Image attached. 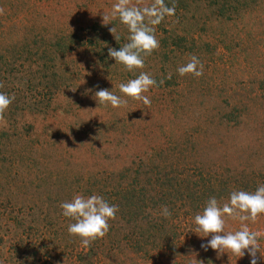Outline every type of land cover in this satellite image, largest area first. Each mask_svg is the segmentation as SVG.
I'll return each instance as SVG.
<instances>
[{"label":"rangeland","instance_id":"obj_1","mask_svg":"<svg viewBox=\"0 0 264 264\" xmlns=\"http://www.w3.org/2000/svg\"><path fill=\"white\" fill-rule=\"evenodd\" d=\"M116 2L0 0V55L13 47L20 54L24 42L37 54L28 61L50 72L54 57L66 75L46 113L22 118L13 105L0 119V264H250L247 254L218 256L202 249L211 237L196 232L194 216L210 196L223 204L234 189L254 191L264 184V0H224L223 15L207 0L189 1L187 9L155 26L160 47L134 72L106 67L89 51L92 28L101 37L124 31L118 18L111 19ZM152 2L131 0L141 7ZM103 15H109L108 25ZM55 38L71 41L62 63L54 56ZM192 55L204 64V74L181 77L176 69ZM25 58L23 53L12 68L0 65V91L15 100L23 96L15 83L30 77ZM141 71L159 85L144 93L150 106L119 91L120 83ZM32 84L25 95L48 89L35 84L33 91ZM99 88L128 103L97 104L93 95ZM162 170L178 184L202 177L206 185L198 209L156 247L144 243L146 228L136 224L160 205L156 196L142 198L165 188ZM77 193L100 194L119 208L108 234L87 248L68 233L73 221L59 207ZM248 223L264 231V214ZM239 227V220L226 218V231ZM136 239L142 246L136 247ZM259 242L264 256V237Z\"/></svg>","mask_w":264,"mask_h":264},{"label":"clouds","instance_id":"obj_2","mask_svg":"<svg viewBox=\"0 0 264 264\" xmlns=\"http://www.w3.org/2000/svg\"><path fill=\"white\" fill-rule=\"evenodd\" d=\"M175 11V5L168 6L165 0H153L150 5L143 7L132 4L131 0H117L112 5L111 19L118 18L119 22L127 27L129 35L127 42L118 50L108 47V57L114 59L115 63L123 65L128 72L143 69L145 58L160 47L155 35V26L159 25L166 16H174ZM3 12L4 9L0 8V14ZM109 20V15H103L105 25H108ZM110 32L115 33V27H111ZM114 38L119 39L118 36ZM176 71L181 77L191 74L198 78L204 74V64L197 56L192 55L188 62L178 66ZM3 86L0 82V88ZM158 86L156 79L150 73L141 71L135 78L120 83L118 87L123 97L150 106L151 98L144 93ZM123 97L107 88H99L93 95L97 104H110L113 108H120L128 103ZM14 100V94L0 92V119H3L4 113ZM59 207L62 210L61 214L73 221L67 227L68 233L78 237L85 248L108 234L110 221L116 219L119 211L117 205L110 204L102 195L96 193L88 196L81 193L74 194L70 200L62 201ZM160 214L166 219L172 215L167 205L161 206ZM261 214H264V184L258 185L254 191L234 189L223 204L216 196H210L202 211L194 216L196 232L204 234L201 238L211 237L207 243L201 244V248L205 251L211 248L218 256L231 252L242 258L247 254L250 257V264H258V260L264 259V256L260 255L259 242L264 237V231L251 229L248 222L255 224ZM226 218L239 220L240 227L234 231H226Z\"/></svg>","mask_w":264,"mask_h":264},{"label":"trees","instance_id":"obj_3","mask_svg":"<svg viewBox=\"0 0 264 264\" xmlns=\"http://www.w3.org/2000/svg\"><path fill=\"white\" fill-rule=\"evenodd\" d=\"M189 1L190 3L198 2V0H165V3L168 6H172L174 4L176 9L175 13L177 14L180 13L182 10L184 11L190 6ZM207 1H209L208 2L209 5H211L215 9H219L218 15L219 14L223 15L221 11H224V8L226 7L224 0H207ZM120 25L125 26L123 24ZM124 28H125L124 31L123 29L120 30L121 34L114 33L117 34L115 36L119 37L118 40H116L114 37H111L110 34H105L104 32H102L104 36L101 37L100 35H98L100 32L98 31V28H92L93 33L89 39L88 45L91 47V48L89 47L90 49L89 51L91 53H93L99 59H102L104 63L106 62L105 64L106 67L111 66L116 70H121L125 72L123 65L115 63L114 59L110 58L109 60L108 57V47H113L118 50L119 47L123 46V44L127 42V36L125 35V30H127V27L125 26ZM52 42H54L53 45L57 44L55 46L54 56L56 57L58 56L59 62L62 63L63 59L61 61V58L63 55L67 53L65 49H69L68 44L71 43V41L66 40L64 38L63 40L62 39L57 40V38H55V41ZM48 46L46 43V47ZM20 47L22 49V52L17 55H15L14 53L15 52L14 47L9 50V54L5 56H7L10 59L5 60L7 57L0 55V65H2L1 67H3L2 63H4L5 67L12 68V65H14L17 61L21 60L23 53H25V57H26L25 62H27L32 57L37 55V54H32L30 51H28L27 46L24 44V42ZM45 49H46L45 47L42 48V52L44 51L43 54L47 51V50L45 51ZM104 53L107 54V57L105 56ZM50 56H53V53H51ZM54 61H55L54 57L53 58L51 57L52 68L50 72H48L46 69H43V66L39 61H36L34 63L30 61L27 62V64L29 65L28 68L30 70V75H29L30 77L27 78V80L22 79L23 81L18 80L15 83L17 92L23 93V96L20 100H14L13 103L9 106V108L12 109L14 105L15 107L14 109L18 110V112H16L17 116L19 117L22 116L23 118L26 114L41 115L47 112L50 102L52 101V99H54L57 96V93H59L60 91L59 85L61 86V82L64 80V77L66 76L64 71V64L60 66L59 63L57 62L54 63ZM4 70L7 71L6 69ZM11 70H15L16 72V70L18 69L13 68L10 69L9 71ZM35 72H37L38 74H35ZM32 78L36 79V82H34ZM31 84L32 86L36 84L38 90H43L46 87L48 89L41 96H40L41 94L40 92L37 95V97L34 96L32 93H31L32 95L30 93L29 95H25L28 92L27 90V88H29L28 86ZM13 89H14V85L12 84L10 90L11 93ZM34 89L35 86H33V91ZM2 92H6V90H3ZM23 113H25L24 116L22 115ZM169 177L170 179H168ZM159 179L167 180L166 181L167 184H165V188L160 187L159 191L155 190L156 192H159L156 193L155 195H150L148 191H146L145 192L146 196H144V198L142 199L147 201L149 197L156 196L159 198L158 203H160V205L158 206L157 209L151 210L149 220L145 219L143 221L137 222L138 224H136V225L140 224L141 226H143L144 229L146 228L145 230L148 234V237L145 238L144 243L146 244L150 243L151 246H156V247L162 246L163 243L166 242L167 234L170 231L176 230L178 229L179 226L184 225L183 222L192 215L191 214L192 209L194 208L198 209V207L201 205L200 204L201 201H203V198L205 196V190L203 185H206V182H203L202 177L200 178V182L198 183L195 182L192 183L190 180H188L186 184H178L175 180H172L170 176V172L166 170H162V173L159 175ZM213 186L211 188V191L213 190ZM230 186H234V185H230ZM161 197L165 198V202L161 200ZM162 205H167V207L171 211L172 215L170 218L166 219L160 214ZM132 207H134V205L127 206L126 209L131 210ZM136 240H137V242L135 241L136 247L142 246L140 241L138 239Z\"/></svg>","mask_w":264,"mask_h":264}]
</instances>
